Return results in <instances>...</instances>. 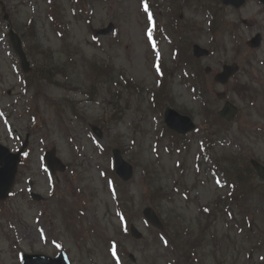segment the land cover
<instances>
[{
    "label": "rangeland",
    "instance_id": "obj_1",
    "mask_svg": "<svg viewBox=\"0 0 264 264\" xmlns=\"http://www.w3.org/2000/svg\"><path fill=\"white\" fill-rule=\"evenodd\" d=\"M1 1L9 13L12 27L25 38L30 39L34 33V40L41 47L55 52L60 62L66 59V52L57 28L51 25L48 18L49 6L53 4L61 7L64 26L69 30L67 41L76 53L98 61H111L116 67L114 72L117 76L119 69H122L137 84L148 88L158 84L155 82L154 59L143 34L145 19L139 0H88L84 11L80 0ZM161 2L165 3L164 0ZM179 2L181 5L174 8L182 13V24L194 26V29L185 32L187 44L197 42L201 46L211 45L214 48L210 57L199 60L201 68L210 66L216 72L223 62L236 61L242 69L238 74L240 84L248 85V91L239 94L229 90L234 79L228 86L215 84L212 88L207 80L206 95L210 105L219 108L222 102L216 100L215 92L226 89L230 99L244 112L243 118L256 127L242 128L234 121L232 126L227 125L230 136L226 140H219L220 145L212 149L213 162L218 163L217 155L221 158L222 154L239 151L240 146L264 159V44L253 50L245 44L254 32H264V10L253 0L237 10L223 8L213 0H194L192 4ZM198 2L216 6L215 11L221 8V13L216 16L219 25L215 36L208 27L211 16L199 8ZM0 14H3L1 10ZM167 18L165 15L163 20ZM1 19L0 141L16 150L20 145L18 137L24 136L27 128L35 122L29 110L33 87L23 84L24 77L17 56L12 54L4 32L6 22ZM110 22L115 27L114 32L93 37L91 29L104 28ZM188 45L187 54L190 53ZM160 48L162 59L171 66L167 43L163 41ZM73 50L71 54L74 56ZM82 58L78 57L70 63L67 79L57 78L60 84L43 82L39 85L41 94L35 107L42 110L45 122L31 133L27 156L19 166L15 193L5 203L6 211L0 213V264H19L17 251L20 248L25 252L53 254L59 244L64 245L73 264H113L107 250L106 240L110 238L117 241V253L126 264H264V245L257 246L258 238L264 237V198L258 193L261 186L256 188L255 185L260 182L259 179L251 178L243 163H238L236 168L241 170L244 179H252V182L247 185L250 194L243 200H249L248 203L243 205V201L238 202L244 206L243 212L256 213L250 216L259 230L253 227L254 224H245V221L244 225L241 224L238 214L240 206L236 210H229L230 213L223 212L222 203L208 213L203 209L204 206L213 207L215 200H221V195L231 193L230 185L221 188L219 181L211 177L208 170L211 159L206 160L202 155L200 159L197 158L201 149L193 137L198 139L200 134L207 133L216 140L214 122L211 128L189 133L190 142L184 146L183 143L187 144L184 140L171 138V134L164 132L161 125L163 118L157 107L152 106L153 110L146 105L150 95L146 89L142 95L133 91L132 94L136 95L132 96L127 89H121L123 99L120 100L121 96L119 106L122 109L116 112L118 117L110 118L114 110L112 107L106 109L110 99L106 82L94 90L93 99H85L86 90L91 86L88 77L92 73L87 70L91 69L90 63ZM182 73L175 70L168 76L169 93H172L177 106L193 114L196 124H204L208 117L203 110L200 111L201 103L195 99L192 88L182 81ZM75 86L81 91L75 90ZM203 86V81H198L196 89ZM116 88L118 86L112 84L111 89ZM67 98L80 102L77 108L79 114L74 119L71 112H65L63 118L67 124H62L50 103L57 102L61 109L67 103ZM253 101H256L255 106L251 104ZM94 130L100 131L99 140L108 151L111 147H117L113 146L114 143H120L129 151L127 154L123 152L125 160L132 165L138 162L134 166L132 179L122 182L114 178L113 182L118 191L122 190L120 197H123L125 206L131 207L128 210L136 214L131 215V223L142 233L137 240L129 232L125 234L114 215L115 200L112 199L109 179L100 174V171H107L110 159L107 150L105 155L90 141ZM224 131L221 129L216 134L223 137ZM178 142V147L172 146ZM51 146L56 147L58 156L66 165L64 171L57 170L54 175L48 173L42 161L44 149ZM176 163L179 165L176 166ZM145 166L156 182L165 188L162 197L153 203L157 206L161 202L156 208L149 203L150 191L141 188L140 169ZM109 174L113 176L110 168ZM231 175L235 178L233 172ZM28 180L32 182L31 186ZM32 191L39 194V200L31 199ZM79 201L83 209L80 218L77 215ZM147 205L156 212L160 211L159 217L166 224H169L170 216L175 219L169 227L170 232H165L168 239L166 246L162 236L157 234L155 228L151 229L137 212ZM85 219L90 222L86 223ZM92 228L95 233L90 232ZM172 229L180 230L175 233Z\"/></svg>",
    "mask_w": 264,
    "mask_h": 264
},
{
    "label": "water",
    "instance_id": "obj_2",
    "mask_svg": "<svg viewBox=\"0 0 264 264\" xmlns=\"http://www.w3.org/2000/svg\"><path fill=\"white\" fill-rule=\"evenodd\" d=\"M254 166H255V168H257L259 173L264 176V167H262L260 164H257L255 162H254ZM128 175H130L129 171H128V174L125 175V177H127ZM49 261L50 260H45V259H42L38 256L35 257V256L25 255V263L24 264H47Z\"/></svg>",
    "mask_w": 264,
    "mask_h": 264
},
{
    "label": "trees",
    "instance_id": "obj_3",
    "mask_svg": "<svg viewBox=\"0 0 264 264\" xmlns=\"http://www.w3.org/2000/svg\"><path fill=\"white\" fill-rule=\"evenodd\" d=\"M41 53H43L45 55V58H47L46 60H48V64L51 68H57V65L54 64L53 60H52V57H51V54L49 55L48 53H46L45 51H41ZM39 74L40 73H49L50 69L46 70V69H37Z\"/></svg>",
    "mask_w": 264,
    "mask_h": 264
}]
</instances>
